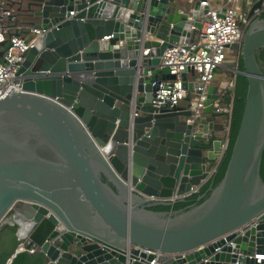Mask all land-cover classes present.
I'll return each mask as SVG.
<instances>
[{"label": "water", "instance_id": "water-1", "mask_svg": "<svg viewBox=\"0 0 264 264\" xmlns=\"http://www.w3.org/2000/svg\"><path fill=\"white\" fill-rule=\"evenodd\" d=\"M262 9L257 0L248 13L243 113L213 186L217 133L225 130L210 115L219 86L209 87L208 116L198 127L182 105L153 106L154 83L176 78L161 56L194 39L210 19L207 7L0 0L9 35L41 30L17 73L21 89L0 99V264H151L155 255L146 249L191 251L161 254L159 264L256 263L248 254L264 249V71L256 58L264 48ZM189 72L181 78L194 92ZM209 178L207 195L200 187ZM194 193L199 204L174 209ZM254 218L258 225L240 233Z\"/></svg>", "mask_w": 264, "mask_h": 264}, {"label": "built area", "instance_id": "built-area-1", "mask_svg": "<svg viewBox=\"0 0 264 264\" xmlns=\"http://www.w3.org/2000/svg\"><path fill=\"white\" fill-rule=\"evenodd\" d=\"M187 1L191 6L196 1H199L201 6L207 7L208 11L205 16L210 19L204 22L202 29L196 31L192 41L176 42L173 46L167 48L161 56V67H168L170 74L175 75L176 78L164 79L158 84L154 83V85H158V89L155 92L153 106L161 109L164 106L172 107L181 105L183 101H188L187 109L191 111V115L187 118V121L196 124L198 127L206 119L207 114L204 113V109L207 107L208 90L214 83L215 73L220 69L227 70L231 74L230 80L221 82L218 87L220 95L213 102V110L218 114L224 115L226 119L224 124L225 142L221 144L222 151L218 160L219 164L228 146L236 76L242 73V70L239 69L241 46L252 17L248 15V12L242 10L240 0H226V4L219 2L216 5H213L212 0ZM255 1L257 0H249L252 6ZM262 10H257L256 13L259 14ZM192 28L196 29L195 26ZM31 33L33 36L27 41L22 35H9L8 30L0 25V52L3 53L0 56V99L8 95V91L11 88L13 91L21 89V81L17 73L25 61L27 53L33 47L35 40L41 35V30L34 29ZM5 41L7 43L3 46L2 43ZM233 44L237 45L236 49L230 47ZM190 69L194 70L193 74L197 78L193 81L196 83L194 92L184 86V81L181 78V75ZM232 74L234 75L233 77ZM188 81L190 80L188 79ZM226 93L231 96V102L228 104L221 102L222 96ZM258 223V218H254L241 226L239 231L243 234L245 231L256 227ZM208 245L207 243L204 246ZM28 251L31 253L35 252V247L29 248ZM145 251L148 254L155 255L151 264H159L157 260L161 254L185 258L191 252L162 253L151 249H146ZM231 253L234 252L231 251ZM248 257L256 260V263L253 264H264V249L262 251H253L248 254ZM203 260L208 261L209 256ZM234 264H239V260H236Z\"/></svg>", "mask_w": 264, "mask_h": 264}, {"label": "trees", "instance_id": "trees-1", "mask_svg": "<svg viewBox=\"0 0 264 264\" xmlns=\"http://www.w3.org/2000/svg\"><path fill=\"white\" fill-rule=\"evenodd\" d=\"M259 16L261 18H264V9L259 13ZM256 58L262 68V70L264 71V48L258 50L256 52ZM239 69L240 70H244V65H243V61L242 58L240 56L239 59ZM246 92H247V79L245 77V75L243 74H238L237 75V79H236V88L234 91V97L232 99L233 102V111H232V119H231V126H230V132H229V138H228V146L226 149V152L224 154L223 159L221 160L220 164H219V172L217 173L214 182H213V186L217 185L221 179L224 176L226 167H227V163L228 160L230 158L231 155V151H232V147L237 135V131L239 128V124H240V120L242 117V113H243V108H244V102H245V96H246ZM222 103H230L231 102V96L229 93H226L222 96L221 99ZM261 176L264 180V157L262 160V165H261ZM212 184V181L206 185L203 189H202V193H207V195L209 194V188ZM198 194H192L190 195V197L188 198V202L187 203H179L177 205H175L174 209H182V208H186L192 204H199L201 201H198ZM155 210H169L170 208L167 207H156L154 208Z\"/></svg>", "mask_w": 264, "mask_h": 264}, {"label": "crops", "instance_id": "crops-1", "mask_svg": "<svg viewBox=\"0 0 264 264\" xmlns=\"http://www.w3.org/2000/svg\"><path fill=\"white\" fill-rule=\"evenodd\" d=\"M225 1H226V0H216L217 3L222 2V3L226 4L227 2H225ZM248 13H249V12H248ZM12 31H13V30H12ZM22 36L24 37V35H22ZM224 70H225V69L217 70V73H218V72H223ZM227 72H228V71H227ZM228 73H229V72H228ZM229 75H230V77H231V74H230V73H229ZM195 78H196V75H195V74H193V73L188 74V79L190 80V82H193V81L195 80ZM236 79H237V78H236ZM214 84L217 85V86H219V85L221 84V82H219L218 80H216V79L214 78ZM235 88H236V84H235ZM234 91H235V90H234ZM219 92H220V90L218 89V91H217L218 95H220ZM181 105L187 109V108H188V101H183V102L181 103ZM210 115H213V121H214V123H216V124H219V123H224V124H225V123H226V119H225V116H224V115H222V114H218V113L215 112L214 110H212V113H211ZM207 116H208V115H206V117H207ZM217 135H218L219 137L222 138V142H225V132H224V131H222V132H218ZM217 161H218V160H217ZM217 161H216V163H217ZM210 182H211V178H209L208 180H206V181L202 184V186L200 187L201 190H202L206 185H208ZM190 195H192V194H190ZM190 195H188L187 197L189 198Z\"/></svg>", "mask_w": 264, "mask_h": 264}, {"label": "rangeland", "instance_id": "rangeland-1", "mask_svg": "<svg viewBox=\"0 0 264 264\" xmlns=\"http://www.w3.org/2000/svg\"><path fill=\"white\" fill-rule=\"evenodd\" d=\"M253 1V0H250ZM213 5H216V0H212ZM240 5L242 7V10L245 12H249L252 4L249 2V0H240ZM33 34L29 33L24 35V38L28 41L32 38ZM237 78V76H236ZM215 79L218 80L219 82H226L227 80H230V75L227 72V70H224L223 72H216L215 73Z\"/></svg>", "mask_w": 264, "mask_h": 264}]
</instances>
